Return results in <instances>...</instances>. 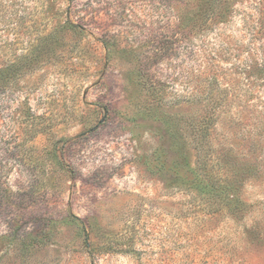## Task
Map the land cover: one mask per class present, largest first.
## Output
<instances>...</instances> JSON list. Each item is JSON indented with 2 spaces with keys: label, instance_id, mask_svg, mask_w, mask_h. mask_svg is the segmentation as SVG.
<instances>
[{
  "label": "rangeland",
  "instance_id": "1",
  "mask_svg": "<svg viewBox=\"0 0 264 264\" xmlns=\"http://www.w3.org/2000/svg\"><path fill=\"white\" fill-rule=\"evenodd\" d=\"M0 264H264V0H0Z\"/></svg>",
  "mask_w": 264,
  "mask_h": 264
},
{
  "label": "trees",
  "instance_id": "2",
  "mask_svg": "<svg viewBox=\"0 0 264 264\" xmlns=\"http://www.w3.org/2000/svg\"><path fill=\"white\" fill-rule=\"evenodd\" d=\"M211 24V22L208 21V19L206 18H202L200 15L195 19V21L193 22V26H196L197 29H205L208 28V26ZM185 36L189 35L191 36V34L185 33ZM188 36V37H189ZM169 46L167 45V43H161L159 45V51L156 54H162V52L168 51ZM156 50V52L158 51ZM213 82V81H212ZM212 82L210 81L209 83L212 85ZM151 87V91H153L155 89V86L153 84H150ZM212 103V100H207L206 103L204 104L205 106V110L206 113L209 114V116H206L203 118L202 124L200 126L202 133H204L208 127H209V122L212 121L213 119V113H214V108L215 106H209V104ZM206 129V130H205ZM204 135L207 136V133L205 132ZM204 141H206V139L204 137L200 138V141L198 142L199 146L197 149V158H198V169L201 170V173L204 177L207 178V180H209V182L211 183V185L215 186L219 191L224 189V185H222V183L224 182L223 178L220 176H215V173L212 172L211 168H210V161H211V157H210V153L208 148H206V142L204 143ZM234 204H233V210H237L238 207L240 206V204L242 203V199L239 196L234 197L233 200ZM243 205H246V202H243ZM221 208H223V205L221 206L220 204H218L215 209L216 210H220Z\"/></svg>",
  "mask_w": 264,
  "mask_h": 264
}]
</instances>
